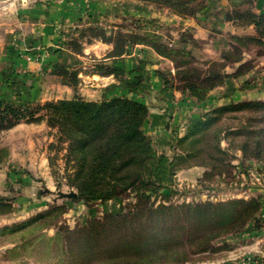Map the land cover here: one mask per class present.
<instances>
[{
  "label": "trees",
  "instance_id": "16d2710c",
  "mask_svg": "<svg viewBox=\"0 0 264 264\" xmlns=\"http://www.w3.org/2000/svg\"><path fill=\"white\" fill-rule=\"evenodd\" d=\"M128 1L156 5L184 18L197 17L212 2ZM228 1L231 9L226 21L243 28L253 27L255 35L231 34L220 58L207 62L205 68L198 66L192 51L194 43L190 45L185 35L181 47L174 48L141 35L136 28L122 26L109 30L92 26L82 29L81 41L72 40L68 47L82 55L85 46L95 41L111 45L104 58L94 59L93 72L114 77L120 83L126 82L133 71H125L118 61L136 46L148 47L175 64L174 82L158 72L165 89L173 88L182 96L202 103L231 77L224 73L227 66H237L232 77L247 76L254 67L245 60V50L264 47V11H255L257 2L262 5L264 0ZM48 68L47 74L70 87L74 97L35 107L31 103L0 99V136L22 122L46 123L58 131L59 142L66 146L64 174L67 185L74 190L72 201L89 207L128 196L135 202L128 204L122 213L92 219L80 229L63 230L59 237L67 242L64 253L80 255L89 264H180L188 261L182 255L204 253L223 236L239 234L247 226L254 230L264 226L263 206L255 199L181 205L151 202L159 196L169 199L180 170L202 167L216 175L223 174L229 164L230 149L240 151L248 163L250 159L256 161L259 172L264 174V101H233L205 112L188 134L175 136L170 144V157L159 153L146 133L145 126L151 117L149 105L128 96L88 101L79 94V69L57 62ZM140 72L136 70V77L127 84L129 93L142 89L145 78ZM15 78L19 79L18 74ZM258 85L248 81L243 89L253 90ZM230 120L239 123L228 125ZM223 140L229 144L227 149L221 146ZM254 163L249 164L253 167ZM9 212L8 200L0 199V213Z\"/></svg>",
  "mask_w": 264,
  "mask_h": 264
},
{
  "label": "rangeland",
  "instance_id": "374dc122",
  "mask_svg": "<svg viewBox=\"0 0 264 264\" xmlns=\"http://www.w3.org/2000/svg\"><path fill=\"white\" fill-rule=\"evenodd\" d=\"M116 1L111 5L108 12L109 16L104 17V20L98 24L60 25L57 28L60 35L58 45L61 48H69L70 41H81L82 29L92 26H101L109 30H116L122 26L130 29L136 28L141 35L153 37L157 42L174 48L181 47V41L184 39L182 36L185 35V40L190 39V45L194 43L192 51L198 66L205 68L207 62L220 58L221 51L230 41L231 34L255 35L253 27L243 28L226 21V14L231 9L228 0H212L205 12L195 18L179 17L168 9L140 1ZM261 3L262 5L258 2L256 4L255 11L257 13L264 11L263 1ZM191 37L194 41L191 40ZM96 42L100 41L94 43ZM87 46L89 45H86L85 48ZM244 58L254 67L247 76L250 74L253 76L241 85L240 78L246 76L232 77L237 66H227L224 73L231 75V77L227 78L224 86L221 87L224 90H222L220 98H218L217 92L221 91V88L212 92L205 102L198 103L191 98L199 106L196 112L197 118L192 117L190 120L185 114L178 125L186 124L179 126L181 129H177L175 136L184 137L199 121L198 117L217 106H223L233 101H264V47H250L245 50ZM77 69L86 72L83 68L77 67ZM140 69L142 75L143 72L146 73L147 71L144 65L140 66ZM21 70L19 67L15 73L18 76H24ZM158 72L167 75L174 82L176 68L171 61L161 66L157 74ZM55 79L59 81L56 77L49 75L45 80L47 82L44 83V87H46L45 101H26L24 103H31V106L35 107L37 104L43 105L46 102L61 101H48L49 97L52 96L63 99L70 98L71 94L62 87L63 85L58 87ZM161 80L163 81V79ZM248 81H255L259 84L256 89L246 91H252L253 96H239L238 92H244L243 88ZM168 89L174 90L173 88ZM71 91L74 94L72 89ZM214 93L216 96H212ZM235 93L239 96L238 98L226 100ZM238 123V121L230 120L228 125L234 126ZM20 124L27 123L22 122ZM28 125L36 128H31L24 134L20 133L22 134L21 138L17 135L7 139L3 136L5 133L0 136V199L8 200L11 205V212L0 213V264H89L80 255L64 253L67 250V242L59 237L61 232L65 229H80L92 219L103 218L110 213H122L126 211L128 204L135 202L131 197L123 196L109 203H98L87 207L80 202L72 201L70 198L60 197V193L74 192L67 185L64 174L65 162L63 157L66 146L59 142L58 131L49 128L46 123ZM150 137L152 138V136ZM12 139L26 140L27 143L15 146V144H11L13 143ZM28 140L33 141L35 146V152L32 156L29 155L30 152H27L31 145ZM159 143L161 144L160 141ZM13 146L20 151L19 154L31 157L33 162L16 165V168L7 163L6 157L9 156ZM155 146L157 151L161 153L156 143ZM221 146L227 149L229 144L223 140ZM38 152H40L39 156H37ZM42 152H44L45 157H41ZM242 157L240 151L230 149L227 157L229 164L221 175H216L211 169L202 167L191 168V173H186L189 169L180 170L176 176L177 186L169 199L165 200L159 196L157 199H152L151 202L156 205L159 203L181 205L206 201L224 203L236 199H255L262 204V214L264 215V174L259 172L256 161L250 159L249 163L255 162L252 167ZM51 159L53 165H51ZM32 167L35 170L31 171ZM166 193L168 194V192ZM244 255H264V226L257 230L247 226L239 234L223 236L214 241L213 247L204 253L182 255V257H187L188 261L180 264H252V259L244 257ZM236 256L241 257L233 262L232 260Z\"/></svg>",
  "mask_w": 264,
  "mask_h": 264
},
{
  "label": "crops",
  "instance_id": "0c3cea01",
  "mask_svg": "<svg viewBox=\"0 0 264 264\" xmlns=\"http://www.w3.org/2000/svg\"><path fill=\"white\" fill-rule=\"evenodd\" d=\"M115 2L117 1L0 0V99L13 102L45 101L46 87H44V83H47L45 80L49 76L47 74L49 64L57 62L76 69L80 67L86 71L80 72L79 75L81 80L79 94L84 99L101 101L105 98L128 96L149 105L151 117L145 126V130L149 136H152L157 148L161 150L160 152L171 156L170 143L174 140L177 129H181L179 126H185L186 124L178 125V123L182 121L181 118H184L185 114L190 120L192 117L197 118L196 112L199 106L191 98L182 96L177 90L165 89L164 82L157 71L166 62H169L168 60L158 56L148 47L136 46L131 49L129 55L118 61L125 71H133L126 82L120 83L114 77H102L93 72L94 59L104 58L111 50V46L96 42L87 46L83 54L80 55L73 53L67 47L61 48L58 45L60 35L57 28L60 25L98 24L104 20V17L109 16L108 12ZM40 53L41 57H38ZM28 57H32L33 61H28ZM143 65L146 66L147 71L146 73L143 72L145 81L142 89L138 92L129 93L127 84L136 77V70ZM19 67L22 69L24 76H18L19 79H15V70ZM252 76L250 74L245 78H240V84H244ZM56 82L60 87L61 84L55 79ZM62 87L71 94V97L63 99L52 96L49 97L48 101L70 100L74 97L71 89L67 86ZM222 90L224 88L217 92L218 98H220ZM238 93L239 96H253L252 91ZM215 94L212 96H216ZM239 96L235 93L226 100L235 99ZM31 128L36 127L19 124L3 136L11 139L13 136L18 135L21 138L22 134L20 133L24 134L25 131ZM28 141L31 145L27 152H30L29 155L32 156L35 152V146L33 141ZM12 142L11 144H15V146L27 143L26 140L22 141V139H12ZM25 150L28 149L25 148ZM19 152L14 146L11 147L6 162L14 168H16V165L33 162L31 157L21 155ZM39 155L40 152L37 153V156ZM42 156L45 157L44 152L41 153ZM33 170H35L34 167L31 171ZM188 172L191 173L192 169L186 171V173ZM240 257L236 256L232 261L235 262ZM244 257L251 258L252 264H264V255H244Z\"/></svg>",
  "mask_w": 264,
  "mask_h": 264
},
{
  "label": "water",
  "instance_id": "95a60500",
  "mask_svg": "<svg viewBox=\"0 0 264 264\" xmlns=\"http://www.w3.org/2000/svg\"><path fill=\"white\" fill-rule=\"evenodd\" d=\"M59 195H60V197H62V198H72V197L75 196L74 193H69V194L60 193Z\"/></svg>",
  "mask_w": 264,
  "mask_h": 264
},
{
  "label": "built area",
  "instance_id": "2783aa9c",
  "mask_svg": "<svg viewBox=\"0 0 264 264\" xmlns=\"http://www.w3.org/2000/svg\"><path fill=\"white\" fill-rule=\"evenodd\" d=\"M58 31H59V29H58ZM38 57H41V56H38ZM27 60L31 62V61H33V58L32 57H28Z\"/></svg>",
  "mask_w": 264,
  "mask_h": 264
}]
</instances>
